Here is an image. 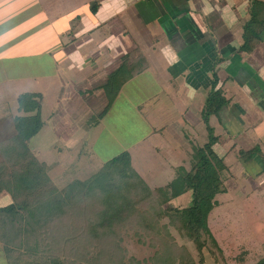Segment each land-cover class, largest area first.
<instances>
[{
    "label": "crops",
    "instance_id": "crops-1",
    "mask_svg": "<svg viewBox=\"0 0 264 264\" xmlns=\"http://www.w3.org/2000/svg\"><path fill=\"white\" fill-rule=\"evenodd\" d=\"M94 2L98 3L96 13L91 11ZM263 4L264 0H0V72L17 73L16 77L9 75V88L23 81L22 88L32 79L46 86L49 78H57L62 112L57 121L63 123L60 128L68 130L69 137H76V123L71 116L64 119L69 112L65 107L78 96L87 99L89 105L105 97L104 92L85 94L89 89L94 90L87 77L79 76L86 71L85 66L91 67L93 74L104 70L107 75L114 67L111 61L122 63L127 56L134 57L141 71L131 79L151 74L153 80L173 93L181 91L193 100L203 90L206 100L213 66L218 62L217 89L226 84L227 92L231 93L222 120L231 132L228 142L238 145V156L245 141L261 142L264 147V55H258V49L264 53V33L262 43L253 52H240L244 43L243 26L250 20V12L264 8ZM116 21H130L136 32L127 29L132 35L123 31V35L116 36L111 29ZM240 22L241 29H234ZM96 32L102 34L99 42L94 37ZM169 51L178 57L177 62L168 63ZM35 65L44 68L38 70L39 76L31 75L37 71L33 68L39 69ZM52 71L55 77L48 76ZM104 78L98 76L95 81L102 83ZM249 78L256 83H251ZM100 87L101 84L96 88ZM203 108L204 104L200 116L186 108L177 122L165 118L155 124V137L164 135L171 139L173 148L181 153L177 161L185 163L190 158L191 141L186 127L203 122ZM160 137L157 152L163 148ZM241 162L246 180L252 184L256 180L262 186V196L254 191L250 196L264 201L263 162L257 157ZM170 168L172 174L165 184L174 178L177 166L170 164ZM135 169L148 184L164 185L149 182ZM0 201L6 206L11 203L7 194L0 195ZM0 254L7 264L1 244Z\"/></svg>",
    "mask_w": 264,
    "mask_h": 264
},
{
    "label": "trees",
    "instance_id": "trees-1",
    "mask_svg": "<svg viewBox=\"0 0 264 264\" xmlns=\"http://www.w3.org/2000/svg\"><path fill=\"white\" fill-rule=\"evenodd\" d=\"M97 10L94 2L91 11ZM250 16L243 26L240 52L244 53L253 52L263 41L264 8H256ZM137 62L127 56L111 78L130 80L141 71ZM216 64L202 111L210 141L197 148L188 173L176 168L174 178L159 186L148 184L133 167L130 153L123 151L88 179L75 180L59 191L28 146L42 127V97L21 94L18 114L12 117L14 133L0 140V195L11 199L0 207V244L7 264H195L187 248L177 244L171 228L193 242L200 253L210 242L218 248L209 220L219 207L217 196L227 192L234 174L216 153L217 139L209 126L213 116L223 123L222 112L230 103L216 90L220 82ZM255 157L264 164V153L256 148L238 152L245 163ZM189 193L186 207L169 206ZM123 232H134L154 255L143 262L129 257Z\"/></svg>",
    "mask_w": 264,
    "mask_h": 264
},
{
    "label": "rangeland",
    "instance_id": "rangeland-1",
    "mask_svg": "<svg viewBox=\"0 0 264 264\" xmlns=\"http://www.w3.org/2000/svg\"><path fill=\"white\" fill-rule=\"evenodd\" d=\"M242 22L234 29L240 30ZM131 25L134 26L130 21L123 23L116 21L111 25L112 33L121 36L127 29H131L132 32ZM133 32L136 31L133 29ZM94 37L97 42L102 40V34L99 32H96ZM258 52L259 57L264 55L259 49ZM87 63L90 64V61ZM110 63L114 66L111 67L110 74L106 75L104 70L93 74L91 67L89 69L88 66H85V72L79 74L81 78L87 77L89 85L94 88L85 91L87 92L85 94L98 95L104 92L105 97L98 100L95 105H89L87 99L78 96L68 108L65 107L69 112L64 119L66 120L68 115L76 123L77 130L74 132L76 137H69L68 130L60 128L63 123L57 121L58 114L62 113L59 110L61 88L57 78H49L46 86L32 79L22 88L20 87L23 81L19 86L9 88L7 87L9 75L16 77L17 73L0 72V140L14 133L12 117L18 114L17 100L20 95L27 92L39 94L42 97L40 110L42 127L28 146L37 162L46 166L49 180L59 191H63L75 180L88 179L97 173L104 163L123 151L130 153L134 167L149 182L165 184L172 174L170 164L176 165L181 174L188 173L197 148L210 141L208 125L204 121L198 125L187 124L189 128L186 127V130L191 141L190 158L185 163L177 161L181 153L173 148L172 141H169L171 139L164 135L155 137L157 135V132H154L157 128L155 124H159L165 118L177 122L186 108L194 115L200 116L202 105L206 102L205 92L200 91L196 98L190 100L181 94V91L173 93V90L164 84L159 85L153 80L152 75L147 73L120 82L119 79L111 78V74L117 70V64L121 66L123 62ZM35 66L39 69L33 68L37 71L31 72V75L39 76L38 70L42 71L44 68L41 65ZM48 76L55 77L56 73L52 71ZM98 76L105 77L102 83L95 81ZM100 84L102 87L96 88ZM225 86L220 90L226 99L230 100L231 93L227 92ZM257 109L261 111L259 107ZM86 113L89 115L85 116ZM152 119L158 122H152ZM219 120L221 119L213 116L209 122V126L214 130L212 136L217 139L214 149L220 157L225 158L226 163L233 168L234 174L227 182V192L217 196L220 204L209 220L211 233L220 250L210 242L200 253L193 242L174 229L170 230L177 244L187 248L195 264H257L264 260V201L257 200L250 194L261 192L262 196V186L256 180L252 181L254 184L246 180L245 169L236 155L238 145L228 142L230 139L228 135L231 132L226 123ZM159 137L164 143L163 148L159 149L160 152H157ZM241 144H244V151L254 148L260 152L264 151L261 142L245 141ZM230 147L233 149L228 152ZM190 201L189 193L172 201L169 206L183 208ZM5 204L0 201V207H5ZM163 223L167 224L168 221L165 220ZM123 248L129 257L142 262L148 261L155 252L148 243H140L134 232H123ZM0 264H4L1 254Z\"/></svg>",
    "mask_w": 264,
    "mask_h": 264
},
{
    "label": "clouds",
    "instance_id": "clouds-1",
    "mask_svg": "<svg viewBox=\"0 0 264 264\" xmlns=\"http://www.w3.org/2000/svg\"><path fill=\"white\" fill-rule=\"evenodd\" d=\"M168 57H169L168 59L169 64L175 63L178 60V57L174 53H171V51L168 52Z\"/></svg>",
    "mask_w": 264,
    "mask_h": 264
}]
</instances>
